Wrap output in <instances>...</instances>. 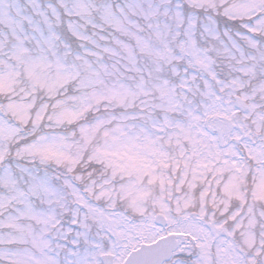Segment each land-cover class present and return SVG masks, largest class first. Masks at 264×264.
I'll return each mask as SVG.
<instances>
[{
	"label": "snow or ice",
	"instance_id": "6c2138e0",
	"mask_svg": "<svg viewBox=\"0 0 264 264\" xmlns=\"http://www.w3.org/2000/svg\"><path fill=\"white\" fill-rule=\"evenodd\" d=\"M0 264H264V0H0Z\"/></svg>",
	"mask_w": 264,
	"mask_h": 264
}]
</instances>
